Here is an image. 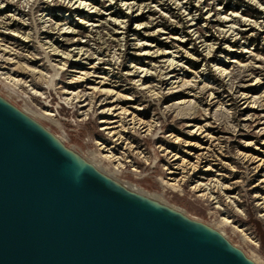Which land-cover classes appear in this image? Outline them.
Segmentation results:
<instances>
[{"label": "rangeland", "instance_id": "374dc122", "mask_svg": "<svg viewBox=\"0 0 264 264\" xmlns=\"http://www.w3.org/2000/svg\"><path fill=\"white\" fill-rule=\"evenodd\" d=\"M0 87L264 263V0H0Z\"/></svg>", "mask_w": 264, "mask_h": 264}, {"label": "water", "instance_id": "95a60500", "mask_svg": "<svg viewBox=\"0 0 264 264\" xmlns=\"http://www.w3.org/2000/svg\"><path fill=\"white\" fill-rule=\"evenodd\" d=\"M0 264H264L0 87Z\"/></svg>", "mask_w": 264, "mask_h": 264}]
</instances>
